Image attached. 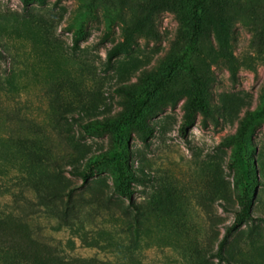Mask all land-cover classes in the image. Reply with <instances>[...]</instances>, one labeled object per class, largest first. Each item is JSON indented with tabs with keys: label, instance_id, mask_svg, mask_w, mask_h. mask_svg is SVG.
I'll use <instances>...</instances> for the list:
<instances>
[{
	"label": "rangeland",
	"instance_id": "374dc122",
	"mask_svg": "<svg viewBox=\"0 0 264 264\" xmlns=\"http://www.w3.org/2000/svg\"><path fill=\"white\" fill-rule=\"evenodd\" d=\"M0 264H264V0H0Z\"/></svg>",
	"mask_w": 264,
	"mask_h": 264
},
{
	"label": "trees",
	"instance_id": "16d2710c",
	"mask_svg": "<svg viewBox=\"0 0 264 264\" xmlns=\"http://www.w3.org/2000/svg\"><path fill=\"white\" fill-rule=\"evenodd\" d=\"M203 2L198 1L194 7V13H193V39L196 38L200 27H201V12H200V7L202 6ZM109 58H112V55L110 53ZM148 102V99H139L135 103V108L132 113V118H135L136 115L141 111L142 107L144 104ZM193 107H200L202 108L205 112H207V108L205 105L204 100L200 95H197L192 103ZM77 175H83L82 171H77ZM244 194V193H243ZM240 201L242 204V208L238 209L235 211V219L232 224L228 225L226 227V231L224 236L219 242V246L217 249V252L215 253V256L218 258L219 263L227 262L230 263L229 257L227 256L226 253V247L231 239V237L245 224L246 219H254V216L251 214L249 208H248V203L246 199V193L244 195H240Z\"/></svg>",
	"mask_w": 264,
	"mask_h": 264
}]
</instances>
